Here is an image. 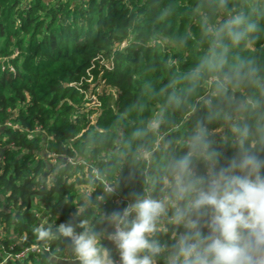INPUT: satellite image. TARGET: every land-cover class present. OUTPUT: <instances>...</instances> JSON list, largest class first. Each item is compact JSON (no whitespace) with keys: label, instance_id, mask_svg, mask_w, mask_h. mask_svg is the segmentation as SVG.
<instances>
[{"label":"trees","instance_id":"16d2710c","mask_svg":"<svg viewBox=\"0 0 264 264\" xmlns=\"http://www.w3.org/2000/svg\"><path fill=\"white\" fill-rule=\"evenodd\" d=\"M239 14L256 30L231 46L229 62L252 59L264 76V0H0V264H81L59 232L69 222L77 233L86 222L101 253L121 264L105 237L108 216L138 196L168 195L169 162L188 151L197 120L210 112L200 98L225 106L207 80L183 98L184 76L210 48L203 25L219 27ZM87 72L114 88L98 95L93 125L90 110L82 111ZM173 92L180 104L169 99ZM253 93L241 86L231 94ZM154 118L163 121L158 132L148 129ZM207 127L230 142L223 120ZM94 170L113 191H103ZM164 226L156 238L167 249L156 264H167L174 243V227ZM32 245L41 250L15 257Z\"/></svg>","mask_w":264,"mask_h":264},{"label":"clouds","instance_id":"9594fccd","mask_svg":"<svg viewBox=\"0 0 264 264\" xmlns=\"http://www.w3.org/2000/svg\"><path fill=\"white\" fill-rule=\"evenodd\" d=\"M203 27L211 38L210 48L184 76L190 84L183 98L207 80L225 106L200 98L210 112L197 120L185 142L188 151L169 162L162 189L167 196H138L109 214L114 226L109 238L119 250L121 264H156V257L167 249L156 238L168 230L165 223L175 229L167 264H264V76L254 60L230 63L228 57L231 46L254 32L256 25L239 14L219 27L207 22ZM241 86L254 87L258 94L244 98L231 94ZM169 99L182 102L175 92ZM191 109L195 112L197 106ZM212 119L229 126L230 142L216 140L207 127ZM162 123L154 118L148 129L158 132ZM225 146L232 150L230 156L219 150ZM141 154L145 160L152 157L148 150ZM79 227L84 231L77 233L69 222L61 224L59 232L71 240L81 264H113L107 251L101 253L86 222ZM38 231L41 238L49 235Z\"/></svg>","mask_w":264,"mask_h":264},{"label":"rangeland","instance_id":"374dc122","mask_svg":"<svg viewBox=\"0 0 264 264\" xmlns=\"http://www.w3.org/2000/svg\"><path fill=\"white\" fill-rule=\"evenodd\" d=\"M127 42H123L120 45H118V48L123 47L124 45H126ZM88 73V79L86 80L87 84H88V89L85 92V102H84V108L82 111H88L90 110V115H89V119H90V123L89 125H93L94 119L96 117V115L99 112V100H98V95L101 94L102 92L105 94H114V88L109 87L108 85L105 84V82L103 80L98 79H94L92 77V75L90 76V73ZM84 91V90H83ZM222 129H218L216 131H214L215 133H221Z\"/></svg>","mask_w":264,"mask_h":264},{"label":"built area","instance_id":"2783aa9c","mask_svg":"<svg viewBox=\"0 0 264 264\" xmlns=\"http://www.w3.org/2000/svg\"><path fill=\"white\" fill-rule=\"evenodd\" d=\"M93 173H94V177H95V178H99V179L101 180L102 188H103V191H104V192H111V191H113V185H112L111 182L107 181L103 176H99L95 170L93 171ZM97 199H98V200H101V198H100L99 196L97 197ZM103 204H104V203L102 202V205H103ZM127 205H128V204H127ZM127 205H126V206H127ZM126 206H125V207H126ZM97 214L101 215L103 218H107L106 213L103 212V211L97 212ZM113 231H114V226L112 225V231L109 232L107 235H105V237L115 245V243L109 238L110 234H111ZM40 250H41V249L38 248L37 245H32V246H30V247L24 248L21 252L17 253V254L15 255V257H16L17 259H21V258L25 257L26 254H27L28 252H34V251H35V252H38V251H40ZM44 250H48V247H44ZM6 257H9V256H6ZM77 260L80 261V260L78 259V257H77ZM114 263H115V264H119L118 261H114Z\"/></svg>","mask_w":264,"mask_h":264}]
</instances>
